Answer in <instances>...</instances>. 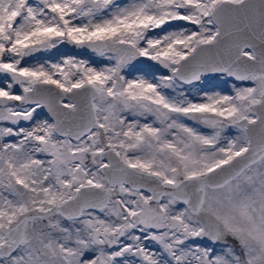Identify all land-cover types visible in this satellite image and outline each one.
<instances>
[{
	"label": "snow or ice",
	"instance_id": "1",
	"mask_svg": "<svg viewBox=\"0 0 264 264\" xmlns=\"http://www.w3.org/2000/svg\"><path fill=\"white\" fill-rule=\"evenodd\" d=\"M0 264H264V0H0Z\"/></svg>",
	"mask_w": 264,
	"mask_h": 264
},
{
	"label": "rangeland",
	"instance_id": "2",
	"mask_svg": "<svg viewBox=\"0 0 264 264\" xmlns=\"http://www.w3.org/2000/svg\"><path fill=\"white\" fill-rule=\"evenodd\" d=\"M64 55H77L80 57H84V58H88V54L85 52H81V51H73V50H65L63 48L59 49V50H53V53L51 54L52 58L54 59H59L61 56ZM207 86H222L219 85V81H210L208 82Z\"/></svg>",
	"mask_w": 264,
	"mask_h": 264
},
{
	"label": "water",
	"instance_id": "3",
	"mask_svg": "<svg viewBox=\"0 0 264 264\" xmlns=\"http://www.w3.org/2000/svg\"><path fill=\"white\" fill-rule=\"evenodd\" d=\"M63 49H65V50H73V51H81V52H83L82 50H79V49H74V48H72L71 46H67V47H65V48H63Z\"/></svg>",
	"mask_w": 264,
	"mask_h": 264
}]
</instances>
